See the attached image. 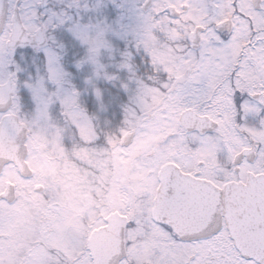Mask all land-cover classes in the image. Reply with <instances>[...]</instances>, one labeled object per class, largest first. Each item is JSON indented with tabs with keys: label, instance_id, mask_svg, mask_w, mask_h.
<instances>
[{
	"label": "snow or ice",
	"instance_id": "1",
	"mask_svg": "<svg viewBox=\"0 0 264 264\" xmlns=\"http://www.w3.org/2000/svg\"><path fill=\"white\" fill-rule=\"evenodd\" d=\"M158 3L0 0V102L14 94L21 112L30 102L35 111L39 92L48 112L61 119L64 106L76 100L119 122L136 77L147 81L153 74L152 57L143 46L145 25L167 17L173 27L171 22L179 19L170 7L156 11ZM189 7L206 26L174 42L183 45L180 56L188 70L180 79L161 72L155 86L172 98L177 114L183 112L181 126L193 125L191 134L199 139L189 147H206L213 140L217 149L214 160L207 157L195 168L181 164L157 178L149 222L163 236L151 264H264V103L236 86L234 69L226 81L235 110L233 139L225 143L218 124L200 119L213 110L215 78L221 71L217 65L224 64L230 51L233 29L218 23L228 0H189L185 11ZM230 7L234 16L246 19L239 0H231ZM252 10L264 17V0H256ZM249 25L254 29L251 21ZM259 43L264 41L249 47L255 51ZM90 53L95 58L88 62ZM9 123L0 110V126ZM134 225L129 221V227ZM116 264L135 262L124 254Z\"/></svg>",
	"mask_w": 264,
	"mask_h": 264
},
{
	"label": "rangeland",
	"instance_id": "2",
	"mask_svg": "<svg viewBox=\"0 0 264 264\" xmlns=\"http://www.w3.org/2000/svg\"><path fill=\"white\" fill-rule=\"evenodd\" d=\"M230 3L218 23L228 18L232 43L224 64L217 65L221 71L215 78L213 110L205 113L217 122L225 143L233 139L230 128L235 110L226 81L234 69H238L236 86L257 94L264 103V43L255 51L249 47L250 42L264 41V17L253 12L251 0H239L246 19L234 16ZM186 5L189 0H159L156 11L173 6L181 12L179 19L171 22L173 27L168 26L167 17L144 27L143 46L154 68L177 79L188 67L180 56L183 45L174 42L190 37L197 25L206 26L196 10L183 9ZM153 29L163 33L164 39ZM94 58L95 53H90L88 62ZM136 81L126 107V126L118 133H105V144L97 142L95 119L78 101L64 106L61 119L48 112L39 92V107L34 111L32 102L31 116L19 113L15 97L9 111L17 113L28 128L27 162L33 173L24 177L13 164L0 172V264H93L90 236L113 212L123 215L127 223L135 221L126 230L129 258L135 264H151L152 251L163 236L149 222L160 166L172 160L179 161L180 167L195 168L207 157L214 160L217 144L208 140L206 147L190 148L189 143L199 138L178 123L181 112L177 114L172 98L153 84ZM70 123L88 143L70 148L64 144L65 139H74ZM131 132L132 143L124 146L122 141ZM250 132L255 135L254 130ZM8 183L13 185L12 200L3 196Z\"/></svg>",
	"mask_w": 264,
	"mask_h": 264
},
{
	"label": "water",
	"instance_id": "3",
	"mask_svg": "<svg viewBox=\"0 0 264 264\" xmlns=\"http://www.w3.org/2000/svg\"><path fill=\"white\" fill-rule=\"evenodd\" d=\"M255 2L256 0H252L253 4ZM170 8L175 11L174 7L171 6ZM175 12L178 13L177 11ZM221 23L226 24L227 21H223ZM198 29H201V27H197L192 36L197 33ZM12 96L4 98V100L0 102V110L6 112L10 108L12 105ZM182 115L183 112H181L178 119V122L181 125L183 123L180 118ZM5 116L10 121V123L5 126H0V172L2 171L5 164L12 162L23 176H29L31 175L32 171L26 161L28 152L26 143L27 127L21 123L15 112L5 113ZM200 119L208 120L214 124H217V122L211 119L208 115H202ZM184 127H186L188 130H191L193 125L188 124L184 125ZM196 127H201V125L197 124ZM133 136L134 133H129L123 141L124 145L131 143ZM169 168L179 167L174 163H167L161 167L159 171V177L165 174L166 170ZM188 175L191 174L188 173ZM3 196L9 200L13 199V185L10 183L6 184V189L3 192ZM124 227L125 221L122 217H110L107 218L105 225L99 227L92 233L89 251L94 264H116V258L120 255H124ZM184 227L187 231L192 230L187 225Z\"/></svg>",
	"mask_w": 264,
	"mask_h": 264
},
{
	"label": "trees",
	"instance_id": "4",
	"mask_svg": "<svg viewBox=\"0 0 264 264\" xmlns=\"http://www.w3.org/2000/svg\"><path fill=\"white\" fill-rule=\"evenodd\" d=\"M161 72H164V71H161L159 69L153 68V74L148 76V80L147 81L141 79L140 77H136V79H140L143 82H147V84L156 85V84L159 83V80H160L159 73H161ZM149 82H151V83H149ZM16 102H17V109H18V111H19L20 114H28V115L31 116L32 109H33L32 102L28 103L25 106L23 112L20 111L18 100ZM127 105H125L124 108H123V114H121V116H120V119L121 120L119 122H112V121H110V120H108L106 118V116H105V114L103 112H99V111H89V109L83 105V107L85 108V110L91 116H93L94 119H95V128H96V130L99 133V138L96 139L97 142H100V143L105 144L106 143V141L104 139V134L105 133L108 132L110 134H115V133H118L119 130L123 126H126L125 113H126V107H128ZM70 124H72L71 125V129H73V137H74V139H72V140L71 139H69V140L65 139L66 141L64 142V144L67 147L70 148V147H80V146L84 145L85 143H88L87 141H85L84 139H82V137H80L78 135V133L76 131V128H75V125L73 123H70ZM90 143L93 144V143H96V142L93 141V142H90Z\"/></svg>",
	"mask_w": 264,
	"mask_h": 264
},
{
	"label": "flooded vegetation",
	"instance_id": "5",
	"mask_svg": "<svg viewBox=\"0 0 264 264\" xmlns=\"http://www.w3.org/2000/svg\"><path fill=\"white\" fill-rule=\"evenodd\" d=\"M229 23H230V21H229ZM228 23V24H229ZM229 25H231V23L229 24ZM243 91H248L247 89L246 90H243ZM254 96H257V94H255ZM176 163V162H174V161H172V160H169V161H167L166 163ZM177 164V163H176ZM162 166V165H161ZM160 166V167H161ZM160 169V168H159ZM156 177L158 178L159 177V170H158V172H157V175H156ZM156 178V179H157ZM157 182V181H156ZM157 188H158V184L156 183V188H155V191H154V195H153V199H152V202L154 201V198H155V195H156V191H157ZM152 213V208L150 209V214ZM110 217H113V218H120V217H123L124 218V216L123 215H119L117 212H113L112 214H110V215H108V216H106V218H105V221H104V223L102 224V225H100V226H103V225H105L106 224V220H107V218H110ZM126 220V219H125ZM128 224H129V222L127 223V221H126V226H125V248H124V254H127L126 253V247H127V239H126V236H127V231L126 230H128L129 228H131V227H129L128 226ZM91 237V236H90ZM91 239V238H90ZM155 239L153 238V241H154ZM89 245H90V243H89ZM88 248H89V246H88ZM152 254H153V251H152Z\"/></svg>",
	"mask_w": 264,
	"mask_h": 264
}]
</instances>
